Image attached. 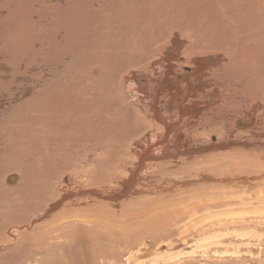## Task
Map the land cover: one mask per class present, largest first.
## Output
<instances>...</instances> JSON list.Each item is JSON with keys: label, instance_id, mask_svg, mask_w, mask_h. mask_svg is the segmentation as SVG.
I'll return each mask as SVG.
<instances>
[{"label": "bare ground", "instance_id": "bare-ground-1", "mask_svg": "<svg viewBox=\"0 0 264 264\" xmlns=\"http://www.w3.org/2000/svg\"><path fill=\"white\" fill-rule=\"evenodd\" d=\"M85 229L165 239L126 264L264 247V0H0V264H87Z\"/></svg>", "mask_w": 264, "mask_h": 264}, {"label": "rangeland", "instance_id": "rangeland-1", "mask_svg": "<svg viewBox=\"0 0 264 264\" xmlns=\"http://www.w3.org/2000/svg\"><path fill=\"white\" fill-rule=\"evenodd\" d=\"M105 5H108L109 2L105 3L106 1H103ZM64 169H58L55 168L53 169L52 171V174H55L54 178L51 179L48 183H47V186L51 192L49 198L47 199V202H46V205L48 206V202L50 201V203H53L55 202L59 195L60 194H63V192L61 190H59L61 187L65 186L66 187V184L64 183L63 181V177L65 176H68L70 174H73V175H76L74 173L71 172V170L73 171L74 167H71V168H68L69 167V163H67V166H63ZM67 168V169H66ZM71 169V170H69ZM66 172H63L65 171ZM57 171V172H56ZM62 171V172H61ZM59 174V175H58ZM78 175V174H77ZM106 182V181H105ZM86 183H89V184H85V186H83L82 188L83 189H95L97 188V185L98 184H95V182H86ZM40 185L42 186V183H39V187ZM77 185V186H75ZM60 186V187H59ZM74 186V188H73ZM79 186L81 185H78L77 183H72L69 188L71 190L75 189V188H78ZM108 186L112 187V188H116L117 186L114 184V182H112V179H111V182L108 183ZM252 186V187H251ZM257 185H254V184H251L248 188L249 189H253V188H256ZM64 187V188H65ZM99 187V185H98ZM111 187L110 188H106V190H111ZM247 188V187H246ZM57 190V192H56ZM60 192V193H59ZM74 200H76V204L77 207L79 209H82V206H81V201L80 199L78 198H73ZM73 199H68L67 201L68 202H65L63 205H61L60 207H65L67 205L70 204V201H72ZM49 200V201H48ZM95 199H91L90 201L92 202L90 205H88L87 207L89 206H92L93 204H97L99 203L97 200ZM80 204H79V203ZM130 202V199L129 198H126V199H121V202H119L118 204L122 205V204H128V206L125 205V208L127 210H131V203ZM117 204V205H118ZM109 209L111 208L110 204L109 203H106L105 204ZM116 205V204H115ZM85 207V208H87ZM122 209H116V211H120ZM98 212H100V214L104 217L107 216V213L102 211L100 209V207L98 208ZM86 230V229H85ZM87 231V230H86ZM88 242H89V246L88 248L85 249V253H86V256H85V260L87 262V264H126L125 263V259L126 258H131L133 256V252L134 255L137 254V253H140L141 254V248H142V245H143V242H148L150 243V245L152 247H155L157 246V244L160 242V241H165V239H162V240H157L153 235H149L147 233H144V232H141V233H131L129 232V235H128V231H121V233H118L115 237L113 238H107L106 236H104L103 233H97V232H88ZM131 235V236H130ZM130 236V237H129ZM262 240H264V235L261 237ZM117 240V241H116ZM142 241V242H141ZM139 242V243H138ZM158 242V243H157ZM175 244H178L179 240L177 241H173ZM173 244V243H172ZM164 245H166V243H164ZM128 246V247H127ZM141 246V247H140ZM252 247L249 248V250L247 251V245L246 246H242L240 247V256H236L238 257V259H241L242 262L240 264H258V259L260 257H262V255H264L263 253V250H264V247H255L253 245H251ZM131 248V249H130ZM140 250H138V249ZM121 250V251H120ZM129 251V252H128ZM247 251V252H246ZM105 252V253H104ZM249 252V253H248ZM99 254V255H98ZM101 254V255H100ZM106 256H105V255ZM131 254V255H130ZM139 254V255H140ZM104 255V256H102ZM115 255V256H114ZM129 255V256H128ZM253 255V256H252ZM96 256H99V257H96ZM131 256V257H130ZM93 257V258H92ZM103 257V258H101ZM118 257V258H117ZM126 257V258H125ZM228 257H231V253H228V254H216V255H212L211 256V260H210V263L209 264H218L219 262L223 261L224 258H228ZM90 258V259H89ZM99 260H97V259ZM110 258V259H109ZM123 258V259H122ZM161 258H164V256L162 255ZM214 258V259H213ZM94 261H93V260ZM133 259V258H132ZM139 260H144L145 261V264H148V261L146 258L144 257H139L138 258ZM213 259V260H212ZM102 260V261H101ZM257 260V261H256ZM90 261V262H88ZM228 261L232 262L233 264H236L235 262V258L234 259H229ZM93 262V263H92ZM95 262V263H94ZM98 262V263H97ZM104 262V263H103ZM108 262V263H107ZM136 262V261H135ZM229 264V263H228Z\"/></svg>", "mask_w": 264, "mask_h": 264}]
</instances>
